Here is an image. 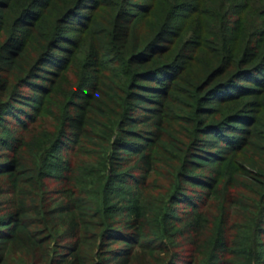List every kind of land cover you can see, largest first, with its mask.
Masks as SVG:
<instances>
[{
  "label": "trees",
  "instance_id": "1",
  "mask_svg": "<svg viewBox=\"0 0 264 264\" xmlns=\"http://www.w3.org/2000/svg\"><path fill=\"white\" fill-rule=\"evenodd\" d=\"M187 1L0 0V264H264V0Z\"/></svg>",
  "mask_w": 264,
  "mask_h": 264
},
{
  "label": "rangeland",
  "instance_id": "2",
  "mask_svg": "<svg viewBox=\"0 0 264 264\" xmlns=\"http://www.w3.org/2000/svg\"><path fill=\"white\" fill-rule=\"evenodd\" d=\"M172 1L173 0H163V5L167 7V6H169V4ZM174 1H175V3H178V1H180V0H174ZM219 1H224L225 3L231 2V1H236L239 4L242 3V0H227V1H225V0H190V1L186 2L187 4H190L193 7L199 6L200 8H197L196 12L193 14L192 18L194 19V21H193L194 25L188 24V27L186 28V33L184 34L183 39L187 38L190 33H192V34L201 33L200 32V26H202L201 17L204 16V14H202V12L212 13L214 7L217 5L215 3L219 4ZM259 1H263V0H259ZM42 2H43V5L45 3L46 5L49 6L48 8L43 10L42 16L40 17L42 20V26L44 27L45 30H48V31L50 30L53 33L54 29H56L54 27V24L58 23L60 25L59 27L64 26V24H63L64 23V0H50V2H46V1L42 0ZM255 3H257V1H255ZM203 8L205 9V11L201 10ZM36 11L39 12L40 10L37 9ZM187 16L188 15L186 13L184 18H186ZM248 22H250V23L248 24ZM252 22L259 23L260 21L257 19H254L252 21V20H250V18H247V23H246L247 29H249ZM204 23H205V25L210 24V27L212 25V23L208 20L207 16H206V20H204ZM205 25H204V27H205ZM59 29H61V32H63V35H64V28H59ZM59 29H57V33L59 32L58 31ZM209 31L211 32V29H209ZM250 31H251V29H250ZM255 32H257L256 35H263L264 34V26L257 27ZM68 36L73 38L72 34H68ZM203 37H204V40H206V41L213 39L206 34ZM85 40H86L85 43H89L88 39H85ZM61 41H64V40H61ZM59 49L64 50V43L61 44V47H59ZM78 51H79L78 53L80 54L79 57L81 58L85 54V52H87V45L82 46ZM255 99H259L260 101L261 100L264 101V96H260V97L255 98ZM244 100L252 101V100H254V98L248 97V98H245ZM231 125L235 129H244V127H245V126L243 127V126H240L239 124H235V123H233ZM250 128L252 129L251 131H253V134H256V136L264 135V127L253 125V126H249L248 129H250ZM219 145H221V144H216L215 148L219 147ZM256 149H257V147L254 145L253 148L251 149V151H249L248 149L243 151L240 154L241 158L245 159L244 161H247V159L249 158L252 161L257 162V157H256L257 153L256 154L252 153ZM151 182H154V181H151ZM191 191H194V190H191Z\"/></svg>",
  "mask_w": 264,
  "mask_h": 264
}]
</instances>
